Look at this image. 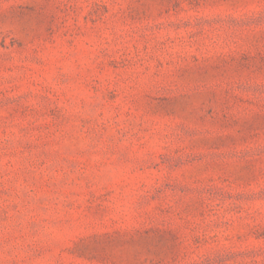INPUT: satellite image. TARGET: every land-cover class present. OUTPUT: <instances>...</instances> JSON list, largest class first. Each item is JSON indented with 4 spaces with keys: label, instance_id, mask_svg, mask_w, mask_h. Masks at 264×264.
<instances>
[{
    "label": "rangeland",
    "instance_id": "rangeland-1",
    "mask_svg": "<svg viewBox=\"0 0 264 264\" xmlns=\"http://www.w3.org/2000/svg\"><path fill=\"white\" fill-rule=\"evenodd\" d=\"M0 264H264V0H0Z\"/></svg>",
    "mask_w": 264,
    "mask_h": 264
}]
</instances>
